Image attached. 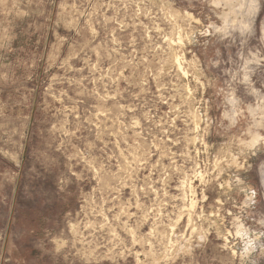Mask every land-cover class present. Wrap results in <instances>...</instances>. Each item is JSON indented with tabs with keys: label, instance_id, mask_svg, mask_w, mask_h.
Instances as JSON below:
<instances>
[{
	"label": "rangeland",
	"instance_id": "1",
	"mask_svg": "<svg viewBox=\"0 0 264 264\" xmlns=\"http://www.w3.org/2000/svg\"><path fill=\"white\" fill-rule=\"evenodd\" d=\"M263 112L264 0H0V264H264Z\"/></svg>",
	"mask_w": 264,
	"mask_h": 264
},
{
	"label": "bare ground",
	"instance_id": "2",
	"mask_svg": "<svg viewBox=\"0 0 264 264\" xmlns=\"http://www.w3.org/2000/svg\"><path fill=\"white\" fill-rule=\"evenodd\" d=\"M225 2H226V4H228L229 6H232V4L235 2V1H238V0H224ZM63 7V6H62ZM231 8V7H230ZM229 11V10H228ZM227 13V12H226ZM189 15V14H188ZM179 34V33H178ZM177 58H179L178 56H176ZM181 57V56H180ZM173 58V57H172ZM180 59V58H179ZM173 61V60H172ZM179 62H180V60H179ZM174 63V62H173ZM175 63H176V59H175ZM178 64V63H177ZM180 65H181V62H180ZM178 68H179V66H178ZM185 68V67H184ZM183 69V68H182ZM181 69V70H182ZM185 70V69H184ZM186 72H187V70H186ZM264 113V112H263ZM255 133V132H254ZM243 141V140H242ZM260 141H264V137H262L261 135H259L258 133H255V134H252V136H251V140H250V145H254V144H257V143H259ZM241 142V141H240ZM242 143V142H241ZM247 143H248V141H247ZM185 182V181H184ZM228 183V182H227ZM189 184V183H188ZM185 185H186V182H185ZM185 185H183V186H185ZM190 186H191V184H190ZM189 186V187H190ZM188 187V188H189ZM192 187V186H191ZM191 187H190V190L189 191H191ZM187 189V188H186ZM193 195V194H192ZM191 195V196H192ZM195 196V195H194ZM192 198H193V196H192ZM192 201H193V199H192ZM190 202V201H189ZM191 203V202H190ZM193 203V202H192ZM191 205V204H190ZM189 205V206H190ZM194 210V209H193ZM190 213V212H189ZM192 213V212H191ZM189 216V215H188ZM190 219V218H189ZM128 225V224H127ZM132 227V226H131ZM129 228V227H128ZM133 228V227H132ZM173 230V229H172ZM128 231V230H127ZM128 233V232H127ZM151 233V232H150ZM136 239V238H135ZM149 242V241H148ZM178 242V241H177ZM174 243H176V242H174ZM175 245V244H174ZM176 246V245H175ZM150 247V246H149ZM153 248V247H152ZM176 248V247H175ZM180 249V248H179ZM178 249V250H179ZM182 249V248H181ZM183 251V250H182ZM154 253V252H153ZM151 255V254H150ZM152 256V255H151ZM157 256V255H156ZM154 259V258H153Z\"/></svg>",
	"mask_w": 264,
	"mask_h": 264
}]
</instances>
